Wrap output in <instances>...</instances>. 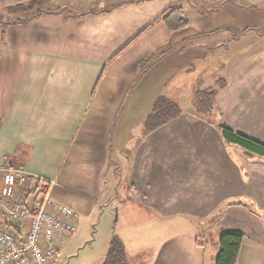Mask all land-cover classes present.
<instances>
[{"label":"crops","instance_id":"crops-1","mask_svg":"<svg viewBox=\"0 0 264 264\" xmlns=\"http://www.w3.org/2000/svg\"><path fill=\"white\" fill-rule=\"evenodd\" d=\"M24 1L0 0V170L29 148L21 169L55 182L53 198L80 221L112 207L124 181L126 207L144 212L140 226L158 243L140 262L126 254L129 264H215L227 230L244 234L236 264H264V158L226 142L195 105L219 80L220 119L233 100L264 98V63L230 72L245 57L239 42L264 36V0H43L55 13L6 26L9 7ZM172 7L188 27L157 21ZM251 77L260 81L245 92ZM161 97L181 115L148 133ZM249 112L252 130L226 125L264 144V108ZM0 226L9 227L2 217Z\"/></svg>","mask_w":264,"mask_h":264},{"label":"rangeland","instance_id":"rangeland-1","mask_svg":"<svg viewBox=\"0 0 264 264\" xmlns=\"http://www.w3.org/2000/svg\"><path fill=\"white\" fill-rule=\"evenodd\" d=\"M239 44L240 47L244 48L245 57L239 62V64L233 66L230 72L235 73L238 69H243L244 71H249L251 73L259 72V69H262L259 67L264 63V36L260 37L255 33H251L246 35L244 40L240 41ZM236 77L237 76L234 75L232 78ZM259 81L260 79L256 80V78L251 77L250 79H246L245 83L241 82L245 86V92H249V87L256 84V82L259 83ZM215 87L216 84L213 83V88ZM261 93L263 94V92ZM232 103V105L230 104L231 107H229V113L225 115L226 119H220L217 113V116L211 119L212 122H222L226 124V121L232 120V122L236 123L239 128L243 124L245 127H250L252 130L251 127H253V124L251 121L253 116L249 111L253 110L254 107L264 108V98L236 99L233 100ZM226 111L228 110L226 109ZM16 168L21 169V167ZM117 182L121 181L117 180ZM121 183L122 185L118 184V187L120 185L118 191L116 189L117 194H111L109 196L116 202L112 207L105 211L102 208H99L86 218L81 216L80 225L74 238L70 241L64 240L62 242L59 255L54 264H101L105 255L109 251L110 241L114 237L122 238L124 240L126 244H124L126 254H128V259L130 262L132 261V263L141 261L140 258H135L137 254L142 253V257L147 258L156 249L158 243L150 241L154 232L151 231V228H147L150 230H146L140 226V216L144 214V212L139 208L131 210L126 207L127 204L131 203V199L129 198L128 192H126L124 181ZM203 244L209 248L212 246L207 245L206 241H204ZM25 264L35 263L30 260Z\"/></svg>","mask_w":264,"mask_h":264},{"label":"built area","instance_id":"built-area-1","mask_svg":"<svg viewBox=\"0 0 264 264\" xmlns=\"http://www.w3.org/2000/svg\"><path fill=\"white\" fill-rule=\"evenodd\" d=\"M31 178L23 169L8 166L0 170V264H54L64 240L77 232L80 213L70 204L53 198L55 182L37 178L30 192L16 199Z\"/></svg>","mask_w":264,"mask_h":264},{"label":"trees","instance_id":"trees-1","mask_svg":"<svg viewBox=\"0 0 264 264\" xmlns=\"http://www.w3.org/2000/svg\"><path fill=\"white\" fill-rule=\"evenodd\" d=\"M8 11L10 12V20L6 21V26L27 24L45 13H55V11L45 10L43 0H27L20 2L10 6ZM157 21L163 22L171 32L182 30L189 25L184 10L180 7L170 8ZM249 31L250 29L244 30V34ZM157 57L158 56H155L154 58ZM151 60L153 59H149L148 62ZM226 87L227 82L225 80H219L215 88L199 90L196 93L195 105L201 116L206 117L208 120L217 116V98ZM180 115L181 108L178 104L168 98L161 97L155 103L152 113L146 119V130L148 133L154 132L170 121L178 118ZM216 124L226 142L243 148L249 154L259 155L264 158V144L235 132L222 122ZM30 153L31 150L29 148L20 146L12 156L6 157V160H10L11 165L20 167L25 165ZM34 182V179L29 178V184L25 190L28 191V189L34 185ZM243 241L244 234L242 232L236 230L224 231L219 237L220 250L215 264H236ZM109 246V251L103 264H129L125 245L120 238L114 237L110 241Z\"/></svg>","mask_w":264,"mask_h":264}]
</instances>
